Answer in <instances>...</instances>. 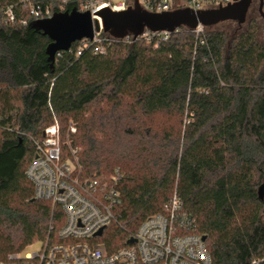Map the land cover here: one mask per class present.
Instances as JSON below:
<instances>
[{
  "label": "trees",
  "instance_id": "1",
  "mask_svg": "<svg viewBox=\"0 0 264 264\" xmlns=\"http://www.w3.org/2000/svg\"><path fill=\"white\" fill-rule=\"evenodd\" d=\"M22 1L0 0V260L62 225L60 207L33 198L24 171L45 126L56 120L63 139L72 120L82 177L106 180L114 168L121 175L101 237L108 250L176 194L194 219L186 232L205 235L211 264H264V44L256 17L249 11L229 37L207 26L203 43L181 29L158 46L116 41L101 54L59 50L50 62V39L30 26L26 10L3 22L2 8Z\"/></svg>",
  "mask_w": 264,
  "mask_h": 264
},
{
  "label": "built area",
  "instance_id": "2",
  "mask_svg": "<svg viewBox=\"0 0 264 264\" xmlns=\"http://www.w3.org/2000/svg\"><path fill=\"white\" fill-rule=\"evenodd\" d=\"M219 1L220 6H224L234 0H23L20 4L4 6L2 18L3 22L9 23L26 10L33 21L73 7L78 11L93 12L107 6L112 11H121L137 4L149 12L183 7L209 9L219 7ZM90 15L92 20H97L98 29H93L91 40L82 37L71 43L68 49L75 55L85 50L101 54L111 42L131 43L138 38L158 46L171 33L181 29L192 32L199 43L205 41L207 26L200 22L193 28L181 25L172 31L144 27L134 38L131 33L116 37L103 30L98 14ZM21 21L26 22L25 15ZM74 132L75 125L69 122L67 138L61 141L56 120L45 126L41 137L33 140L34 156L24 171L33 185V198L46 199L60 207L62 225L41 241L37 251L11 253L0 260V264H211L202 235L186 232L194 227V219L181 212V202L176 194L171 196L164 212L151 214L141 221L128 237H134V242L108 250L101 237L113 218V206L120 200L117 183L121 175L119 169L114 168L106 180L82 177L76 149L69 138ZM100 228L102 232L97 235Z\"/></svg>",
  "mask_w": 264,
  "mask_h": 264
},
{
  "label": "water",
  "instance_id": "3",
  "mask_svg": "<svg viewBox=\"0 0 264 264\" xmlns=\"http://www.w3.org/2000/svg\"><path fill=\"white\" fill-rule=\"evenodd\" d=\"M252 0H234L232 3L209 9H189L188 7L177 8L161 12H149L141 9L137 5L128 6L121 11H112L107 6H103L96 11H78L74 7L69 11L54 12L50 17L35 19L30 22V26L41 31L50 39L45 47L47 60L54 61L55 54L59 50H67L71 43L82 37L90 38L93 29H98V22L91 18L90 13L100 16L103 30L116 37H122L127 33L133 37L141 33L144 27L151 30H169L175 27L185 26L193 28L198 22L205 26H212L218 22L232 20L238 25H242L246 19V13ZM137 2V0H136ZM264 0H258V12L264 19L262 10ZM102 228L96 234L100 235ZM205 240V235L201 236ZM135 241L134 237L126 240L127 243Z\"/></svg>",
  "mask_w": 264,
  "mask_h": 264
},
{
  "label": "rangeland",
  "instance_id": "4",
  "mask_svg": "<svg viewBox=\"0 0 264 264\" xmlns=\"http://www.w3.org/2000/svg\"><path fill=\"white\" fill-rule=\"evenodd\" d=\"M250 14L255 16L257 19V22L259 24V33H258V39L259 41L264 44V19L261 18V16L258 14L257 11V0H253L252 5L250 7ZM245 24L243 23L242 26H244ZM236 23L232 20H225V21H221L218 22L212 26H209L208 29H212V30H221L223 32L226 33V35L229 37L231 36V34H233L235 32L236 29ZM243 29V27L241 28ZM240 30V29H239ZM69 122H72L74 124V122L72 120H69L67 122V126L69 124ZM67 138V135H65L62 139V137L60 136V140L64 141ZM65 152V149H64ZM42 242L40 240H35L33 241L31 244H29L22 253L24 252H35L37 251L40 246H41Z\"/></svg>",
  "mask_w": 264,
  "mask_h": 264
},
{
  "label": "flooded vegetation",
  "instance_id": "5",
  "mask_svg": "<svg viewBox=\"0 0 264 264\" xmlns=\"http://www.w3.org/2000/svg\"><path fill=\"white\" fill-rule=\"evenodd\" d=\"M252 2H253V0L251 1V4H250V6H249V8H248V11H247V13H246V19H247V16H248V12H249V10H250V7H251V5H252ZM257 6H258V0H257ZM262 10H264V5H262ZM257 11H258V9H257ZM258 14H259V12H258ZM260 15V14H259ZM262 18V17H261ZM246 19H245V21H246ZM236 23V22H235ZM236 25H237V27L238 28H240L241 27V25H238L237 23H236Z\"/></svg>",
  "mask_w": 264,
  "mask_h": 264
}]
</instances>
